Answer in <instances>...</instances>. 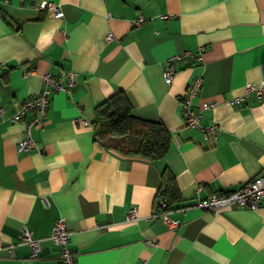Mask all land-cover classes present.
<instances>
[{
	"label": "crops",
	"instance_id": "crops-1",
	"mask_svg": "<svg viewBox=\"0 0 264 264\" xmlns=\"http://www.w3.org/2000/svg\"><path fill=\"white\" fill-rule=\"evenodd\" d=\"M0 10V264H58L46 237L59 216L73 264H264V202L216 212L195 204L264 170V97L229 103L246 83L264 79V0H0ZM140 14L146 20L133 24ZM201 47V59L177 61L166 84L164 59ZM47 71L61 81L71 71L70 94H51L45 118L32 127L39 149L19 151L23 124L10 116L41 90ZM196 75L195 108L215 103L201 111L202 128L186 126L179 105ZM117 92L133 116L168 129L161 159L124 153L117 137L97 136L95 107ZM163 166L180 193L169 209L175 226L144 217ZM130 207L138 220L125 221ZM23 227L41 238L35 258L25 243L8 250Z\"/></svg>",
	"mask_w": 264,
	"mask_h": 264
},
{
	"label": "built area",
	"instance_id": "built-area-1",
	"mask_svg": "<svg viewBox=\"0 0 264 264\" xmlns=\"http://www.w3.org/2000/svg\"><path fill=\"white\" fill-rule=\"evenodd\" d=\"M41 7L49 8L51 10H58L57 5L51 1H43L39 3ZM166 17V15H162ZM146 20L143 15H138L133 19V24L139 25ZM113 34L109 32L106 39H111ZM203 47L199 51H183L174 53L166 57L162 64V77L166 84L171 82L173 72L175 70V63L179 60L189 61L192 58L197 60L201 59ZM43 86L41 90L32 96L25 98L18 108L11 114L10 121L21 122L23 124V136L17 143L19 151H28L32 149H39L38 142L32 136V127L43 121L46 116L50 96L57 90H63L70 94L71 86L73 85V77L71 71H68L61 81L59 77H55L52 72L47 71L42 75ZM202 86L201 75L193 77L186 85L185 89L179 97L180 113L184 119L186 126L192 128H202L200 123L201 111L212 108L214 102L203 101L200 108H195L193 105V97L199 94ZM255 95L258 99L264 97V79L259 83L248 82L244 86L242 94L234 95L229 99V103L234 106H241L247 96ZM30 113L29 118L25 115ZM83 125H90L87 119L81 118ZM211 137L215 138L216 128L214 125L207 127ZM201 186L198 185L195 191H200ZM156 200L163 204L160 196L157 195ZM264 202V170H260L257 174L253 175L238 187L228 190L226 192H214L206 197L200 198L196 201V206L201 209L216 212L220 209L228 207L229 205L256 207ZM140 214L136 207H130L125 213V221H136L140 218ZM147 220L160 217L167 225L175 226L179 223V219L172 218L169 215V209L153 210L144 216ZM97 227H103L98 225ZM58 249V264H73L75 253L69 246L70 232L66 226L65 217L59 216L56 218L53 226L46 237ZM41 238L32 236L31 232L23 227L22 234L18 242L10 243L8 245L9 252H13L16 244L25 243L29 247V258H35L40 249ZM149 242L154 243V239H149Z\"/></svg>",
	"mask_w": 264,
	"mask_h": 264
},
{
	"label": "trees",
	"instance_id": "trees-1",
	"mask_svg": "<svg viewBox=\"0 0 264 264\" xmlns=\"http://www.w3.org/2000/svg\"><path fill=\"white\" fill-rule=\"evenodd\" d=\"M0 13L3 12L0 10ZM93 123H96L98 137H117L115 148L127 154L159 160L170 146L171 136L164 124L133 116L122 92L112 94L95 107ZM157 195L163 204L154 200L156 210L171 209L180 199L175 177L166 166L160 169Z\"/></svg>",
	"mask_w": 264,
	"mask_h": 264
}]
</instances>
